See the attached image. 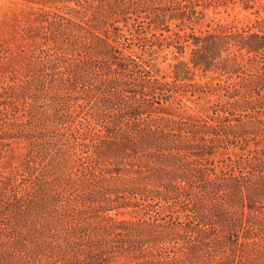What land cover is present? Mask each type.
I'll return each instance as SVG.
<instances>
[{
    "label": "trees",
    "instance_id": "1",
    "mask_svg": "<svg viewBox=\"0 0 264 264\" xmlns=\"http://www.w3.org/2000/svg\"><path fill=\"white\" fill-rule=\"evenodd\" d=\"M226 1L40 2L66 7L28 18L0 85V157L26 151L0 175V264H264L262 0L197 30Z\"/></svg>",
    "mask_w": 264,
    "mask_h": 264
},
{
    "label": "rangeland",
    "instance_id": "2",
    "mask_svg": "<svg viewBox=\"0 0 264 264\" xmlns=\"http://www.w3.org/2000/svg\"><path fill=\"white\" fill-rule=\"evenodd\" d=\"M41 1L46 0H0V85L6 87L11 83L12 78L22 69L26 61L23 59L27 53L31 52L33 48L31 43L24 39L25 29L29 27L28 18H32L33 13H39L38 9L45 11H57L58 8L64 9L66 5L63 3L42 5ZM222 2V0H219ZM244 0H227L217 9L212 8L206 12L204 23L197 27L198 29H207V26L216 28L218 25H229L237 28L246 27L250 21L257 18L256 9L245 10ZM264 0L260 2L261 15L264 16L263 10ZM74 5L71 4V7ZM125 34L128 35L125 29ZM132 54L141 55L142 52L137 47L132 48ZM171 51H164L158 54L157 63L163 74L169 75L171 70L170 64L173 63V56ZM167 54H169L167 56ZM147 57V55H146ZM4 99L0 100V104ZM189 113H199V110L204 107V102L199 104L186 102ZM3 107V106H1ZM0 107V108H1ZM9 108V107H7ZM181 112V110H179ZM15 157L12 154H7L6 157H0V175H9L14 173L19 166L22 158H18L22 153H25V143L19 145L13 143ZM20 146V147H19ZM20 148V149H19ZM122 218H131L126 215ZM113 264H124L122 260L116 261Z\"/></svg>",
    "mask_w": 264,
    "mask_h": 264
}]
</instances>
